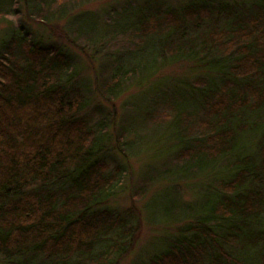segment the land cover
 Returning a JSON list of instances; mask_svg holds the SVG:
<instances>
[{
    "label": "trees",
    "instance_id": "trees-1",
    "mask_svg": "<svg viewBox=\"0 0 264 264\" xmlns=\"http://www.w3.org/2000/svg\"><path fill=\"white\" fill-rule=\"evenodd\" d=\"M73 2L2 3L14 15L29 12L0 37V264H118L134 235L127 218L96 208L121 170L116 176L100 157L105 125L96 128L83 114L88 100L74 84L76 55L33 36L28 24L30 16L43 24L44 11ZM118 20L80 28L94 45L110 26L132 30L129 50L150 49L155 65L193 59L207 70L204 83L181 87L183 101L167 98L177 138L170 148L187 161L182 168L215 171L219 158H230L222 193L209 192L195 221L177 227L147 264H264V129L254 149L244 144L261 127L247 123L248 112L264 117V0H143ZM121 60L102 64L114 70L110 95L140 72L113 68ZM156 104L147 112L162 122L167 111L159 114Z\"/></svg>",
    "mask_w": 264,
    "mask_h": 264
},
{
    "label": "rangeland",
    "instance_id": "rangeland-1",
    "mask_svg": "<svg viewBox=\"0 0 264 264\" xmlns=\"http://www.w3.org/2000/svg\"><path fill=\"white\" fill-rule=\"evenodd\" d=\"M3 1L0 0V37L11 28L24 24L29 12L14 15V7L8 8L2 4ZM164 1L179 5L187 0ZM142 2L77 0L62 10L53 6V13L44 11L46 22L43 24L37 23L31 16L28 21L32 25L33 36L63 45L76 55L78 76L74 84L82 89L88 100L83 114L96 128L105 125L107 132L102 133L99 139V143L103 144L100 157L108 161L113 174L117 176L119 170L121 173L117 188L112 190L111 195L103 197L96 208H112L127 218L134 228L129 249L119 257L118 264H147L162 250L166 239L176 232L177 227L188 220L195 221L192 217L207 203V194L222 193L223 166L230 159L219 158L222 160L216 163L215 171L212 167L199 171L190 167L191 170L187 168L185 171L182 165L187 161H180L172 155L170 148L172 143H177V138L173 136L176 129L170 127L173 120L170 117L175 112L170 109L167 98L183 101L181 87L189 92L191 84L207 80L204 67L193 59L170 60L155 65L150 49L129 50L135 43L136 35L129 29L127 33L117 32L110 26L111 30H106L99 43L94 45L88 41L91 32L80 28H102V20H111L115 24L123 9L136 7ZM89 9L92 10L91 15L86 14ZM33 12L39 16L36 8ZM118 58H122V62L113 68L139 69L140 72L126 80L117 93L110 95L106 88L114 70L111 72V67L104 68L102 64ZM159 95L167 97L163 99ZM157 101L158 113L168 112L162 122L148 115ZM246 119L248 121L242 122H256L261 126L259 130L249 132L244 139V144L252 148L261 138L264 117L262 112H248ZM153 143L159 145L154 146ZM107 243L103 241L98 247H105Z\"/></svg>",
    "mask_w": 264,
    "mask_h": 264
}]
</instances>
